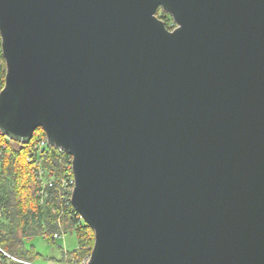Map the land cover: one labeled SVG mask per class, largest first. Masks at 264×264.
Masks as SVG:
<instances>
[{
    "label": "water",
    "instance_id": "1",
    "mask_svg": "<svg viewBox=\"0 0 264 264\" xmlns=\"http://www.w3.org/2000/svg\"><path fill=\"white\" fill-rule=\"evenodd\" d=\"M0 39V133L72 158L83 264H264V0H0Z\"/></svg>",
    "mask_w": 264,
    "mask_h": 264
},
{
    "label": "trees",
    "instance_id": "2",
    "mask_svg": "<svg viewBox=\"0 0 264 264\" xmlns=\"http://www.w3.org/2000/svg\"><path fill=\"white\" fill-rule=\"evenodd\" d=\"M5 80L6 63L0 43V92ZM41 135L45 136L42 131ZM29 148L0 133V246L18 258L34 262L39 255L33 248L26 249L27 239L42 236L55 243L64 234H74L77 249L63 252L61 258L53 259L51 263L76 261L81 264L90 256L95 237L93 230L73 209L70 195L62 185L65 178L72 176L71 157L58 148L49 147L40 164L36 165V161L28 160ZM39 167L46 172L41 181L36 175ZM52 179L53 186L43 188L45 182ZM43 189L44 196L41 197Z\"/></svg>",
    "mask_w": 264,
    "mask_h": 264
},
{
    "label": "rangeland",
    "instance_id": "3",
    "mask_svg": "<svg viewBox=\"0 0 264 264\" xmlns=\"http://www.w3.org/2000/svg\"><path fill=\"white\" fill-rule=\"evenodd\" d=\"M158 16L167 20V24L172 27L174 23L169 14L162 10L158 11ZM169 19V20H168ZM175 26V25H174ZM41 135V131H37L34 137ZM33 137V139H34ZM25 247L28 250H35L39 255L33 261L36 264H51L53 259H59L63 252H73L78 247L77 238L74 234H64L55 243H50L42 236L33 237L25 241ZM21 259V258H20ZM86 259V258H85ZM14 263V262H13Z\"/></svg>",
    "mask_w": 264,
    "mask_h": 264
},
{
    "label": "built area",
    "instance_id": "4",
    "mask_svg": "<svg viewBox=\"0 0 264 264\" xmlns=\"http://www.w3.org/2000/svg\"><path fill=\"white\" fill-rule=\"evenodd\" d=\"M0 43H1V39H0ZM28 146H30L28 160L30 162L36 161V163H35L36 165L40 164V161L46 155L48 148L51 147L48 144L46 136H42V135L34 137V139H32V141L30 142V144ZM71 162H72V158H71ZM70 169H71V174H72V165H71ZM45 174H46L45 170H43L40 167L37 168L36 175H37L38 180H40V181L43 180ZM53 184H54V181L52 179L48 182H45L43 188H45L46 186L52 187ZM62 185H63L64 191L70 195V199H71V195L73 193L74 185H75L73 174H72V176L65 178L64 181L62 182ZM40 196L41 197L44 196V189L40 191ZM88 259H89V257L84 259L81 264L87 263ZM8 261L14 262L15 264H36L34 262L23 260V259H20V258L14 256V255L10 254L9 252H7L6 250H4L0 246V263L1 262H8ZM51 264H65V263L53 262ZM68 264H79V263H77L76 261H73L72 263H68Z\"/></svg>",
    "mask_w": 264,
    "mask_h": 264
},
{
    "label": "flooded vegetation",
    "instance_id": "5",
    "mask_svg": "<svg viewBox=\"0 0 264 264\" xmlns=\"http://www.w3.org/2000/svg\"><path fill=\"white\" fill-rule=\"evenodd\" d=\"M159 17V16H158ZM160 18V17H159ZM162 20H164L165 21V23H166V25H168L167 24V20L166 19H162ZM175 24L173 23L172 24V27H170L169 25L167 26L169 29H171V30H173L174 28H175V26H174Z\"/></svg>",
    "mask_w": 264,
    "mask_h": 264
}]
</instances>
